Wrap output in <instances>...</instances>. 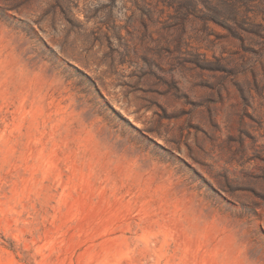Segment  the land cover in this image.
<instances>
[{"label": "rangeland", "instance_id": "374dc122", "mask_svg": "<svg viewBox=\"0 0 264 264\" xmlns=\"http://www.w3.org/2000/svg\"><path fill=\"white\" fill-rule=\"evenodd\" d=\"M0 264H264V0H0Z\"/></svg>", "mask_w": 264, "mask_h": 264}]
</instances>
